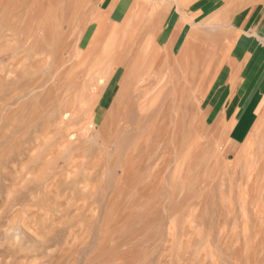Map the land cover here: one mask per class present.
Instances as JSON below:
<instances>
[{
    "label": "rangeland",
    "instance_id": "obj_1",
    "mask_svg": "<svg viewBox=\"0 0 264 264\" xmlns=\"http://www.w3.org/2000/svg\"><path fill=\"white\" fill-rule=\"evenodd\" d=\"M233 1L0 0V264H264Z\"/></svg>",
    "mask_w": 264,
    "mask_h": 264
},
{
    "label": "crops",
    "instance_id": "obj_2",
    "mask_svg": "<svg viewBox=\"0 0 264 264\" xmlns=\"http://www.w3.org/2000/svg\"><path fill=\"white\" fill-rule=\"evenodd\" d=\"M241 0H235L233 1V4H239ZM243 2L247 3V10L244 11L242 15L235 18V20L238 21L237 25L239 27L243 28L246 32V38L243 36L240 40V44L243 43L244 45H247V48H244L243 50L236 52L235 56H245L248 52H253L254 56H261L260 59H257L256 66L255 67H247L248 75L251 69H254L257 71V76L254 77L253 84H256L255 90L252 92V94L249 95V98L246 102V104L242 108V112L239 115V117L236 119L234 128L237 125L236 130V138L238 140H241L253 132L254 126L257 124L259 119L261 117H264V103L261 107H259V102L255 101L254 97L256 94L260 92L261 96H264V0H246ZM260 15V16H259ZM260 23V24H259ZM257 26V27H256ZM254 27V28H253ZM254 35L255 38L253 37ZM251 48L249 49V47ZM261 60V63L259 62ZM249 68V69H248ZM248 78V76H247ZM256 78V79H255ZM247 80V79H246ZM258 81V82H257ZM245 87V85H244ZM243 87V88H244ZM243 88L241 89V94L243 95ZM258 109H261L258 113ZM258 114V115H257ZM257 116V118H256ZM234 146L237 144L234 140L229 141L227 143V147ZM226 144V143H225Z\"/></svg>",
    "mask_w": 264,
    "mask_h": 264
},
{
    "label": "bare ground",
    "instance_id": "obj_3",
    "mask_svg": "<svg viewBox=\"0 0 264 264\" xmlns=\"http://www.w3.org/2000/svg\"><path fill=\"white\" fill-rule=\"evenodd\" d=\"M189 4V3H188ZM262 4H264V3H262ZM100 15V14H99ZM100 16H102V15H100ZM107 16V15H106ZM105 16V17H106ZM260 16V15H259ZM101 18V17H100ZM100 18H97L98 20L100 19ZM106 19V18H105ZM97 21V20H96ZM95 21V22H96ZM104 21V20H103ZM106 22V21H105ZM107 23H108V21H107ZM104 24V23H103ZM260 24V23H259ZM257 27V26H256ZM254 28V27H253ZM231 34V33H230ZM151 37V36H150ZM221 37V36H220ZM239 37V36H238ZM221 39V38H220ZM227 40V39H226ZM238 40V39H237ZM172 47H174V45H175V41L174 40H172ZM224 46V45H223ZM218 47V46H217ZM222 48V47H221ZM223 49V48H222ZM217 52V51H216ZM206 53V52H205ZM179 55H180V53H179ZM82 56V55H81ZM245 56H247V55H245ZM204 58V57H203ZM245 58V57H244ZM221 60V59H220ZM246 61V60H245ZM212 62V61H211ZM215 62V61H214ZM228 62V61H227ZM231 64H232V69H236V71L235 72H237L238 73V71H239V69H241V65L242 64H240V63H235L234 62V60L232 59L231 60ZM247 64V63H246ZM190 65V64H189ZM211 65V64H210ZM227 65H228V63H227ZM195 66H197V65H195ZM213 66V65H212ZM244 66V65H243ZM208 67V66H207ZM243 69V68H242ZM241 69V70H242ZM249 69V68H248ZM210 75V74H209ZM231 75V74H230ZM235 75V74H234ZM237 76V75H236ZM238 76H240V75H238ZM257 76V71L256 70H254V69H251L250 70V72H249V75H248V78H247V80H246V82H245V87L243 88V90H242V92H243V95L240 93L238 96H236L237 98H238V107L237 108H239L238 110H236L233 114L235 115V118H233V120H235V119H237L238 117H239V115L241 114V112H242V108H243V106L245 105V103L247 102V100H248V98H249V95L250 94H252V92L255 90V86H256V84H253V81H254V77H256ZM203 78V77H202ZM231 78V77H230ZM89 79V78H88ZM103 79V77L102 78H100L99 80H100V83H101V80ZM200 79V78H199ZM212 79V78H211ZM256 79V78H255ZM199 81V80H198ZM241 81V80H240ZM103 82V81H102ZM208 82V81H207ZM210 82V81H209ZM198 83V82H197ZM200 83V82H199ZM198 83V84H199ZM228 83H230V82H228ZM227 83V84H228ZM232 83H234V82H232ZM231 83V84H232ZM238 83V82H237ZM236 83V84H237ZM95 84V83H94ZM226 84V85H227ZM230 84V85H231ZM240 84V83H239ZM242 84V83H241ZM197 85V84H196ZM206 85V84H205ZM209 85V84H208ZM196 87V86H195ZM194 87V88H195ZM205 87V86H204ZM238 87V86H237ZM147 88V87H146ZM232 88H233V86H232ZM149 90V89H148ZM144 92V91H143ZM162 92V91H161ZM229 90L227 91V93H226V96H228L229 95ZM147 93V92H146ZM182 93V92H181ZM142 94V93H141ZM231 94H232V91H231ZM201 95V94H200ZM204 96V95H203ZM225 96V97H226ZM230 98V97H229ZM228 98V99H229ZM233 98V97H232ZM231 98V100H233ZM236 101V102H237ZM198 109V108H197ZM199 109H201V108H199ZM225 110V109H224ZM196 112V111H195ZM194 112V113H195ZM231 112V111H230ZM224 113V112H223ZM201 114V113H200ZM199 114V115H200ZM220 114V113H219ZM233 115V116H234ZM193 116V115H192ZM198 116V115H197ZM194 117V116H193ZM192 118V117H191ZM200 118H201V116H200ZM205 118V117H204ZM203 118V119H204ZM199 119V118H198ZM206 119V118H205ZM200 121H201V119H199ZM198 120V121H199ZM192 121V120H191ZM197 121V123H199ZM194 122V121H193ZM233 122V121H232ZM201 123V122H200ZM202 123H203V120H202ZM213 124H215V122L213 123ZM212 124V125H213ZM217 124V123H216ZM218 124H220V123H218ZM264 124V117H261L260 119H259V121L257 122V124L254 126V128H253V136L254 135H256V134H258V130H259V127L260 126H262ZM197 125V124H196ZM211 125V126H212ZM189 126V125H188ZM146 127V126H145ZM195 127V126H194ZM202 127H205L204 125L202 126ZM196 128H199V127H196ZM186 130V129H185ZM187 130H188V128H187ZM220 130V129H219ZM184 131V130H183ZM192 131H194V130H192ZM159 132V131H158ZM209 132V131H208ZM207 132V133H208ZM203 134V133H202ZM201 134V135H202ZM207 136H211V135H208L207 134ZM261 136V135H260ZM200 137H203V136H200ZM213 137V136H212ZM256 137H258V135L256 136ZM262 137V136H261ZM206 138V137H205ZM252 138H254V137H252ZM260 138V137H259ZM258 138V139H259ZM214 139V138H213ZM257 139V138H256ZM258 139H257V141H258ZM203 140V139H202ZM260 140V139H259ZM201 141V140H200ZM252 141H253V139H252ZM255 141V140H254ZM250 142V141H249ZM217 144V143H216ZM219 144V143H218ZM254 144V146H255V142L253 143ZM220 145H221V141H220ZM219 146V145H218ZM224 147V146H223ZM245 147V146H244ZM244 149V151H245V148H243ZM222 150V149H221ZM240 151V150H239ZM244 151H242V152H244Z\"/></svg>",
    "mask_w": 264,
    "mask_h": 264
}]
</instances>
